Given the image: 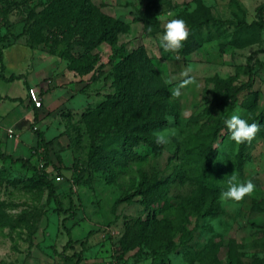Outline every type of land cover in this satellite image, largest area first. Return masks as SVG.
<instances>
[{
  "label": "rangeland",
  "instance_id": "374dc122",
  "mask_svg": "<svg viewBox=\"0 0 264 264\" xmlns=\"http://www.w3.org/2000/svg\"><path fill=\"white\" fill-rule=\"evenodd\" d=\"M93 2L129 29L81 56L85 47L63 25L45 20L43 40H32L29 27L48 0H0V29L59 56V73L74 74L71 90L81 102L58 108L43 125L52 136L47 140L42 131L49 146L39 139L28 157H0V264H77L79 254V264H264V29L255 23L264 0ZM168 11L184 19L190 32L173 53L160 47ZM208 16L221 21L200 23ZM120 45L126 52L143 51V71L168 86L171 105L161 127L135 131L137 140L123 138L126 154L114 149L122 137L109 132L118 130L121 119L138 117L133 105L109 97L116 91L120 58L113 55ZM79 55L81 62L94 60L92 70L68 66ZM189 66L195 83L173 97ZM250 76L249 86L233 95ZM233 114L260 125L251 143L230 139L225 120ZM163 129L169 143L143 139ZM95 135L99 146L90 161ZM45 168L56 196L38 173ZM233 172L256 185L239 204L220 200ZM168 243L172 252L156 255Z\"/></svg>",
  "mask_w": 264,
  "mask_h": 264
},
{
  "label": "trees",
  "instance_id": "16d2710c",
  "mask_svg": "<svg viewBox=\"0 0 264 264\" xmlns=\"http://www.w3.org/2000/svg\"><path fill=\"white\" fill-rule=\"evenodd\" d=\"M38 18L34 19L32 28L29 27V31L31 33L32 40L42 41L40 38L41 30L43 27V22L46 20L51 24L55 25H63V32L67 34H72L75 36L73 39L74 43H77L81 46L85 47V51L82 52L83 55H91V50L100 45L103 41H111L115 42L118 33L126 31L129 29L128 23H126L121 18L115 17L95 4L93 0H48V4L44 10H41L38 13H35ZM257 17L258 20L255 21L261 28L264 29V4L260 5L257 9ZM210 21H221L213 18L212 16H208L205 20H201L200 23L207 24ZM194 23V22H193ZM39 37V38H38ZM7 38V34L2 35L0 33V44ZM30 43V42H29ZM0 45V62L2 60V52ZM189 47H184L183 52H188ZM65 52H59L58 55L65 56ZM78 57L73 59V62H69L68 66L70 68L80 70L82 72H89L93 68V61L90 62H81ZM120 58V60L115 64L114 68V78L112 85L115 87L116 91L111 97V101L115 103L126 102L129 103L128 106L133 105L134 110L137 111L136 118H132L131 116L128 119H121L119 122L118 130L111 128L109 130L110 133L117 131L116 135H119L123 138L134 140L140 139L137 136V130L148 131L149 126L153 125L156 127H161L163 122L166 121V114H170L171 105H170V95L168 86L163 84L159 77L150 76L148 71H143L144 63L142 62L143 51H130L126 52L122 45L118 46L114 55ZM136 61L138 64H135ZM3 69V63L1 64ZM11 77H15L11 76ZM252 76L249 77L248 82L241 84L238 87L234 88L233 95H236L243 88L249 86L251 83ZM226 84L230 85L228 82ZM235 103V102H234ZM128 111V110H127ZM130 111H132L130 109ZM137 124H133L129 126L131 122L137 121ZM136 123V122H135ZM221 125L215 126V128L209 132L210 135H216ZM33 131L38 135L40 142L45 144V146H49V141H46L43 133L35 129L32 126ZM120 131V132H119ZM99 135H95L91 140V152H90V161L94 160L95 153L98 150L99 144L97 143V139ZM137 137V139H136ZM102 139V138H100ZM143 139L148 141L150 144L155 145L154 139L148 138L147 136H143ZM102 141V140H101ZM192 144L195 143L191 141ZM125 140L120 141L114 146L115 151H119L122 154L128 153V147H125ZM208 153H211V147L207 149ZM0 157L6 158L7 155L0 151ZM47 162H49V157L46 156ZM19 161L23 163H27L28 159L20 157L17 158ZM30 165V164H29ZM32 167V166H31ZM39 175L42 179H44L48 186L50 187V193L54 196L55 194V186L48 178V170L45 168L43 171H38ZM264 209V206L263 208ZM72 217V216H70ZM69 232V229H68ZM71 244V237L67 241V246ZM175 248V246L171 245V243L163 244L160 250H155L156 255H166ZM75 255V254H74ZM81 254L77 259V264L81 259ZM71 258L73 256H70Z\"/></svg>",
  "mask_w": 264,
  "mask_h": 264
},
{
  "label": "crops",
  "instance_id": "0c3cea01",
  "mask_svg": "<svg viewBox=\"0 0 264 264\" xmlns=\"http://www.w3.org/2000/svg\"><path fill=\"white\" fill-rule=\"evenodd\" d=\"M1 29L2 35L8 34ZM0 45L3 59L0 62V151L6 155L28 157L39 140L32 126L43 131L48 140L52 136H46L43 125L48 126L49 117L58 108L70 107L73 101L75 105L81 102L72 94L71 77L74 74L59 73V56L33 48L23 36L12 38L10 33ZM30 86L38 87L42 107H35L28 100ZM9 127L15 131L13 137L8 135Z\"/></svg>",
  "mask_w": 264,
  "mask_h": 264
},
{
  "label": "clouds",
  "instance_id": "9594fccd",
  "mask_svg": "<svg viewBox=\"0 0 264 264\" xmlns=\"http://www.w3.org/2000/svg\"><path fill=\"white\" fill-rule=\"evenodd\" d=\"M208 6V5H206ZM196 6L193 5L190 11H195ZM166 16L167 19L164 24V32L160 38V47L166 53L178 52L185 41H187L190 32L187 23L184 19L175 18L176 14L173 11H168ZM159 15L157 19H161ZM151 30V29H149ZM192 71L191 66H189L183 73L182 76L185 77L178 86H176L171 91L173 97L181 96V89L188 87L195 83V80L189 75ZM168 123L173 122L172 117H168ZM225 125L230 133V139L237 144H242L245 142L251 143L255 138L256 134L260 130V125L257 123H248L247 120L240 117L239 114H233L230 119L225 120ZM154 137V142L157 145H165L169 143L168 129L157 130L152 133ZM256 190V185L251 178L240 181L237 178L235 172H233L227 179V189L220 193L221 202H234L235 204L241 203L245 197H250L254 194ZM214 228L219 231L220 228L216 221H212Z\"/></svg>",
  "mask_w": 264,
  "mask_h": 264
},
{
  "label": "built area",
  "instance_id": "2783aa9c",
  "mask_svg": "<svg viewBox=\"0 0 264 264\" xmlns=\"http://www.w3.org/2000/svg\"><path fill=\"white\" fill-rule=\"evenodd\" d=\"M27 97H28V100L32 102L35 107H42L43 99H42V96L40 95V91L37 86L28 87ZM7 131L10 137H13L14 135H16L12 127H9Z\"/></svg>",
  "mask_w": 264,
  "mask_h": 264
}]
</instances>
